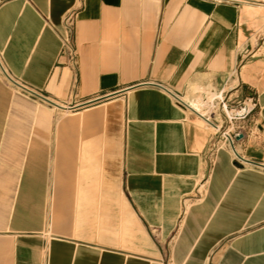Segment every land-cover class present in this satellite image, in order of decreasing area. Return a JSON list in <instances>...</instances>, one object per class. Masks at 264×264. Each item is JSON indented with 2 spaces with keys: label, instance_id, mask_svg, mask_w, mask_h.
I'll return each mask as SVG.
<instances>
[{
  "label": "crops",
  "instance_id": "crops-1",
  "mask_svg": "<svg viewBox=\"0 0 264 264\" xmlns=\"http://www.w3.org/2000/svg\"><path fill=\"white\" fill-rule=\"evenodd\" d=\"M0 264H264V0H0Z\"/></svg>",
  "mask_w": 264,
  "mask_h": 264
},
{
  "label": "built area",
  "instance_id": "built-area-1",
  "mask_svg": "<svg viewBox=\"0 0 264 264\" xmlns=\"http://www.w3.org/2000/svg\"><path fill=\"white\" fill-rule=\"evenodd\" d=\"M62 47H63V52H69L71 56L74 55L73 48H72V40L70 35H63L62 36ZM179 103V102H178ZM257 107V102L253 99H248L240 104L238 106L237 110H226V116L227 119L231 121L235 120H244L246 119L250 113ZM224 108L225 105H224ZM240 134L237 133L235 134L234 137H238ZM232 141V140H231Z\"/></svg>",
  "mask_w": 264,
  "mask_h": 264
}]
</instances>
